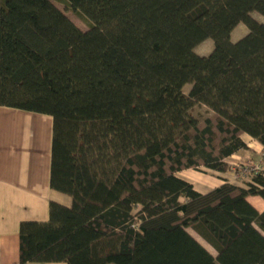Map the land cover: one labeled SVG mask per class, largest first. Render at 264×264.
I'll list each match as a JSON object with an SVG mask.
<instances>
[{
	"label": "trees",
	"instance_id": "1",
	"mask_svg": "<svg viewBox=\"0 0 264 264\" xmlns=\"http://www.w3.org/2000/svg\"><path fill=\"white\" fill-rule=\"evenodd\" d=\"M66 1L87 31L52 0H0V106L52 116L50 185L72 199L22 222L21 264H264L247 200L264 198V159L247 187L177 175L227 171L245 134L264 146V0Z\"/></svg>",
	"mask_w": 264,
	"mask_h": 264
},
{
	"label": "crops",
	"instance_id": "2",
	"mask_svg": "<svg viewBox=\"0 0 264 264\" xmlns=\"http://www.w3.org/2000/svg\"><path fill=\"white\" fill-rule=\"evenodd\" d=\"M243 138L248 149L237 152L227 160L230 166L227 171L209 169L212 172L210 174L207 171L188 169L178 172L177 175L192 183L201 193H207L225 182L247 187L250 177L244 172L243 166L239 168L237 165L246 163L247 160L248 164L242 165H261L264 146L250 135L245 134ZM52 140V116L0 106V264H21L22 222L48 221L52 201L71 205V197L51 189ZM250 141H254V144L251 145ZM243 153H250V156L245 158ZM182 172H189L186 173L189 176H180ZM247 200L259 212H264V198L249 195ZM191 229L188 228V231L216 257L217 250Z\"/></svg>",
	"mask_w": 264,
	"mask_h": 264
},
{
	"label": "rangeland",
	"instance_id": "3",
	"mask_svg": "<svg viewBox=\"0 0 264 264\" xmlns=\"http://www.w3.org/2000/svg\"><path fill=\"white\" fill-rule=\"evenodd\" d=\"M53 3L61 10L63 11L80 29L87 31L90 28V23L88 20L84 19L83 17H81L79 14H77L76 12L72 11L71 8L68 6L67 1L66 0H52ZM253 16L259 20L260 22L264 23V16L258 12H253L252 13ZM248 33V28L244 23H240L234 30L232 33V39L234 41L239 40L240 38H242L243 36H245ZM215 46V42L213 38H208L206 39L204 42H202L201 44H199L196 48H195V52L200 54V55H209L212 50L214 49ZM192 87L191 84H187L184 87V91L186 93H189L190 88ZM193 114L198 117L199 119H204L206 117H208L210 115V110L206 107V106H202V105H197L194 107L193 109ZM251 145L254 144V141H250ZM244 157H249L250 153H243ZM257 157V156H256ZM244 161V160H243ZM248 161V160H247ZM246 161V163H239V166H243L242 164H248ZM256 164V162H255ZM236 166V167H237ZM240 168V167H239ZM195 171H199V172H204L207 171V173L212 174V172H210L209 169L202 167L200 169H192ZM186 173L189 172H182V174L180 176L183 177V175H185ZM191 173V172H190ZM196 175V172H193ZM189 174H186V177H188ZM192 230V229H191Z\"/></svg>",
	"mask_w": 264,
	"mask_h": 264
},
{
	"label": "built area",
	"instance_id": "4",
	"mask_svg": "<svg viewBox=\"0 0 264 264\" xmlns=\"http://www.w3.org/2000/svg\"><path fill=\"white\" fill-rule=\"evenodd\" d=\"M250 169L259 171L261 169V165L251 166Z\"/></svg>",
	"mask_w": 264,
	"mask_h": 264
}]
</instances>
